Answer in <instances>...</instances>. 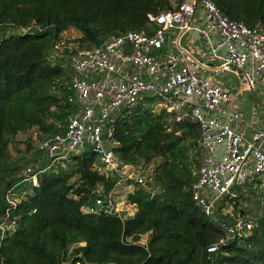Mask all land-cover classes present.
<instances>
[{
	"label": "trees",
	"instance_id": "16d2710c",
	"mask_svg": "<svg viewBox=\"0 0 264 264\" xmlns=\"http://www.w3.org/2000/svg\"><path fill=\"white\" fill-rule=\"evenodd\" d=\"M212 1L234 21L264 24V0ZM171 6V0H0V264H264V203L254 214L240 208L234 216L217 206L219 220L231 224L247 216L252 225L204 260L206 246L224 231L191 196L197 128L187 119L174 122L165 110L140 104L116 122L114 151L123 163L152 165L144 184L125 183L133 185L124 200L135 211L124 222L82 210L99 187L107 193L118 181L97 169L91 151L47 169L44 157L45 165L32 167L40 171L38 185L24 180L27 167L9 151L18 134L36 127L44 138L65 122L69 67L47 58L62 31L78 30L81 45L100 44L124 30H148L147 13ZM31 23L44 30L17 31Z\"/></svg>",
	"mask_w": 264,
	"mask_h": 264
},
{
	"label": "built area",
	"instance_id": "2783aa9c",
	"mask_svg": "<svg viewBox=\"0 0 264 264\" xmlns=\"http://www.w3.org/2000/svg\"><path fill=\"white\" fill-rule=\"evenodd\" d=\"M171 5L157 14L147 13L148 30H124L100 44L81 45L80 34L67 35L70 28L55 38L47 58L53 63L67 62L70 72L63 88L70 108L65 122L58 123L61 129L42 138L39 149L49 161L45 169L63 165L72 154L88 150L95 154L97 169L115 174L118 181L107 193L99 187L93 204L82 210L114 214L124 222L135 207L118 193L123 177L144 184L147 171L142 162L124 164L115 153L113 131L118 119L129 116L140 104H149L153 110H165L171 121L193 122L197 136L191 196L224 231L206 246L204 260H209L252 225L247 216H235L231 224L219 220L217 201L264 190V125L247 137V116L236 108L243 92L255 95L264 84V24L234 21L212 0H171ZM43 30L35 23L17 28L21 34ZM192 31L217 65L203 60L185 42ZM226 72L237 78L236 89L229 78L220 76ZM254 110L249 115L252 119ZM39 172L28 166L24 180L38 185ZM6 198L15 204L10 191ZM221 211L234 216L233 210L222 207Z\"/></svg>",
	"mask_w": 264,
	"mask_h": 264
},
{
	"label": "rangeland",
	"instance_id": "374dc122",
	"mask_svg": "<svg viewBox=\"0 0 264 264\" xmlns=\"http://www.w3.org/2000/svg\"><path fill=\"white\" fill-rule=\"evenodd\" d=\"M79 34L80 32L76 30L75 28H72V29L70 28L67 31V35L70 37H76ZM62 61L64 65H67V62L65 61V59H63ZM214 64H215V61H214ZM220 76L222 78H229V84L233 88L236 89L238 87L237 78L233 74L226 72V73L221 74ZM238 99L241 102L244 100L245 102L244 105L247 107V110L249 109L251 111V109L254 107L255 110H254L253 116L255 120H257V122L259 123L263 122V119H264V84H262L259 87L255 95L253 93L243 92L239 96ZM245 115L249 117L250 113L246 112ZM44 135L45 134H43V132H41L36 127L32 128L27 133L18 134L17 139L19 142L16 145H13V144L10 145V149H9L12 159L17 160L19 163H23L24 165L23 169L30 166L31 168L35 167L34 168L35 170L36 167H38L39 165L41 164L45 165L46 162H45V159H43L44 155L41 153L42 151L39 149V143ZM159 161H160V158H156L154 163H157ZM48 162L49 161H47V164ZM69 162H70V159L65 161L64 165L67 166ZM148 168L149 169L145 168V171L150 172L152 165H149ZM135 170L137 172L139 171L137 168ZM123 179L124 180H123L122 188L118 189V193L122 195H124L126 191H131L133 188V185L125 184L129 179H131V177L124 175ZM117 196H119V194H117ZM262 203H264V190L259 191V192L250 190L246 197L244 196L240 198V200H236L232 203L229 202V200H227V198L225 197L221 198L217 201V206L222 204L226 210L236 209V211L239 210L240 208H247L251 214H254V212L258 210L259 206L262 207L261 205ZM145 239H146V235H143L141 240L145 241Z\"/></svg>",
	"mask_w": 264,
	"mask_h": 264
},
{
	"label": "crops",
	"instance_id": "0c3cea01",
	"mask_svg": "<svg viewBox=\"0 0 264 264\" xmlns=\"http://www.w3.org/2000/svg\"><path fill=\"white\" fill-rule=\"evenodd\" d=\"M185 42L190 46V48L196 53L198 54V56H200L203 60H207L208 62H210L212 65H217V61L212 59L211 57H209L208 55L206 56V53H204L205 51V47L204 46H200L199 45V41L197 39V35H196V32L195 31H192L188 36L187 38L185 39ZM214 61H215V64H214ZM238 105L236 106L237 109L243 111L244 114H246V112L250 113V110L248 109L247 110V107L244 105L245 102L244 100L241 102V101H238L237 102ZM247 120H248V125L247 126H243L244 129H245V135L247 137L250 136V133L251 131L256 128V127H259V126H262L264 125V119H263V122L259 123L257 122V120H255V118L252 119V117H248L247 116ZM257 122V123H256ZM256 123V124H255ZM257 125V126H256Z\"/></svg>",
	"mask_w": 264,
	"mask_h": 264
},
{
	"label": "water",
	"instance_id": "95a60500",
	"mask_svg": "<svg viewBox=\"0 0 264 264\" xmlns=\"http://www.w3.org/2000/svg\"><path fill=\"white\" fill-rule=\"evenodd\" d=\"M150 50H152V49H150Z\"/></svg>",
	"mask_w": 264,
	"mask_h": 264
}]
</instances>
